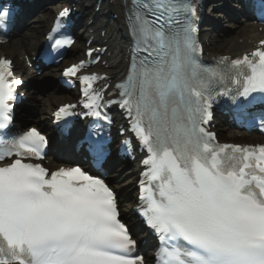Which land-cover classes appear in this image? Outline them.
I'll list each match as a JSON object with an SVG mask.
<instances>
[{"label": "snow or ice", "instance_id": "obj_1", "mask_svg": "<svg viewBox=\"0 0 264 264\" xmlns=\"http://www.w3.org/2000/svg\"><path fill=\"white\" fill-rule=\"evenodd\" d=\"M128 12L134 47L118 103L148 153L141 200L162 242L157 264H264V144L220 145L204 127L216 82L238 85L233 102L240 105L264 94V40L251 54L203 66L195 8L186 0H130ZM62 43L71 41L56 45ZM83 66L64 75L77 76ZM78 79L86 107L100 117L93 84L101 77ZM13 83L11 61L0 59V264H144L130 254L136 241L103 178L79 167L49 175L25 162L41 159L47 140L36 128L9 138ZM71 107L56 117L71 115ZM92 150L104 153L99 143Z\"/></svg>", "mask_w": 264, "mask_h": 264}, {"label": "bare ground", "instance_id": "obj_2", "mask_svg": "<svg viewBox=\"0 0 264 264\" xmlns=\"http://www.w3.org/2000/svg\"><path fill=\"white\" fill-rule=\"evenodd\" d=\"M213 3H217V5H218V10L213 11V13H212V15L214 17H218L222 13H226L225 10L228 9L229 4L223 5V4H221L222 2L220 3L219 1H215ZM213 7H216V4H214ZM91 9L92 8L87 7L85 9V13L91 15V13H92ZM120 9H121V7L117 1L113 4H111L110 0H106L103 3V7H102L100 13L97 14V17L102 19L103 16L105 15V13L109 12L110 10H113L117 14H119ZM246 20H249V19H246ZM224 23L226 25L222 26V24H221V26H220V20H218V24L215 21L216 28L218 27L217 29H220V32H222V34H224V36H226L228 32H232V34L229 33L230 35L225 37V42H227V44L229 45L228 46V52H227L229 54L235 53V52H241V51H248L252 48L251 45L253 42V41L248 42V40H254V39L257 40L261 37H264V33H262V34L254 33L256 28L254 26H252L249 21H247L246 23H240L238 21H224ZM94 26L96 27L97 24L95 23ZM94 26H91L90 29H94L95 28ZM225 26H227V28H225ZM229 27H232V28L229 29ZM34 28H36V25L32 26V27H28L27 32L23 36V38H20L19 40H16V41H11L9 44H7L5 46H0V55L2 54V55H8L9 57H11V56L14 57V55L18 54L21 51L32 52L33 49H35L36 47L39 46V44L36 43L33 39V36L36 32V30H34ZM120 30H122V29H120ZM109 37H110L109 43L114 49H116L115 52L117 53L116 56H114V57L111 56L110 57L111 59H109L110 67H109L108 71L111 74H113V73L121 70L123 67L124 59H119V57H121V55H119V52L122 51L123 45L120 42H118V38H116L118 36L112 35ZM238 37L243 38V42H244L243 44H240V42H238V40H237ZM80 38H83V37L80 36ZM52 86H53V88L50 89L49 92L47 93V97H46V99H44V104H43V108H45V110L48 112L53 110V108L56 105L61 104L62 101L64 100V97L59 95L60 94L59 90L61 89V87L58 86L57 84H55V85L52 84ZM36 121L39 122L41 126H45L47 124V121H48L47 114H43L40 112V115L37 116ZM118 179H119V182H118ZM113 183L115 184L116 187L122 189V184L120 182V175H118L116 179H113ZM125 192L126 191L124 189V193Z\"/></svg>", "mask_w": 264, "mask_h": 264}, {"label": "rangeland", "instance_id": "obj_3", "mask_svg": "<svg viewBox=\"0 0 264 264\" xmlns=\"http://www.w3.org/2000/svg\"><path fill=\"white\" fill-rule=\"evenodd\" d=\"M48 15H46V16H48ZM43 18L44 17H42L41 23L44 20ZM113 33H115V30H113ZM41 35H42V29L37 28L36 34H34V37H36L38 40L41 38ZM225 37L226 36H224V34L217 32V30L214 33V40L216 42H214L213 44L217 49H219L222 52L226 51L225 44H227V42H225ZM82 45H83V40L81 42H79L76 47L81 48ZM55 70H57V69H55ZM55 80H56V72L55 71H51V73H49V74H43L41 77L35 79V82L44 84V87H42L41 90L36 91V94L32 98V103L36 107V110H37L36 112L38 114H40V112L43 114H48L49 118H50L51 112L46 111L45 108H43V104H44V99H46V97H47V93L49 92L50 89L53 88L52 84L55 85V83H56ZM132 171H134V170L132 169L131 172L125 170L124 173L121 175L124 188H126V190H128L129 193H132V190L134 187V175L135 174Z\"/></svg>", "mask_w": 264, "mask_h": 264}]
</instances>
